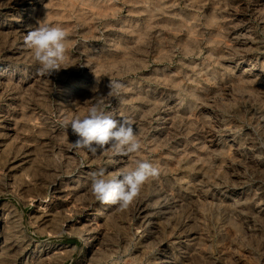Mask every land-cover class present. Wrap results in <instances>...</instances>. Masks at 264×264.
I'll use <instances>...</instances> for the list:
<instances>
[{
	"label": "rangeland",
	"instance_id": "rangeland-1",
	"mask_svg": "<svg viewBox=\"0 0 264 264\" xmlns=\"http://www.w3.org/2000/svg\"><path fill=\"white\" fill-rule=\"evenodd\" d=\"M45 18L68 34L48 78L24 43ZM96 95L138 153L73 149ZM137 159L159 175L129 207L96 200ZM0 264H264V0H0Z\"/></svg>",
	"mask_w": 264,
	"mask_h": 264
},
{
	"label": "clouds",
	"instance_id": "clouds-1",
	"mask_svg": "<svg viewBox=\"0 0 264 264\" xmlns=\"http://www.w3.org/2000/svg\"><path fill=\"white\" fill-rule=\"evenodd\" d=\"M67 35L63 27L49 24L46 18L38 21L37 26L30 27L24 43L33 52L40 76L48 78L65 68L62 65L66 60ZM123 87L121 82L110 79L107 96L119 95ZM94 98L86 115L63 122L66 134L70 127L77 137L71 143L73 149L94 155L108 151L125 156L138 153L142 143L132 120L126 117L117 119L106 111L104 95H96ZM133 163L134 167L125 168L110 177H106L103 169L92 173L91 191L96 200L126 209L137 197L142 186L159 175L158 166L149 160L137 159Z\"/></svg>",
	"mask_w": 264,
	"mask_h": 264
},
{
	"label": "bare ground",
	"instance_id": "bare-ground-1",
	"mask_svg": "<svg viewBox=\"0 0 264 264\" xmlns=\"http://www.w3.org/2000/svg\"><path fill=\"white\" fill-rule=\"evenodd\" d=\"M70 95V94H69ZM69 97V96H68ZM64 98V97H63ZM73 100V99H72ZM61 102H62V99H61ZM64 103H66V101L64 102ZM157 211V210H156ZM159 213V212H158ZM4 220V219H3ZM2 222V221H1ZM5 224V223H4ZM4 228V227H3ZM6 229V228H5ZM4 230V229H3ZM3 234V233H2ZM5 236V235H4ZM10 236V235H9ZM5 240V239H4ZM15 243V242H14ZM7 245V244H6ZM5 245V246H6ZM34 245H36V244H34ZM42 247V246H41ZM3 248V247H2ZM4 249V248H3ZM15 249V248H14ZM23 249V248H22ZM33 249V248H32ZM50 253V252H49ZM7 254V253H6ZM52 254V253H51ZM9 255V254H8ZM163 255V254H162ZM13 256V255H12ZM16 256V255H15ZM52 256V255H51ZM165 257V256H164ZM6 258V257H5ZM13 258V257H12ZM42 258V257H41ZM40 258V259H41ZM50 258V257H49ZM14 259V258H13ZM32 259V258H31ZM165 259H166V257H165ZM11 260V259H10ZM49 260V259H48ZM167 260V259H166ZM169 260V259H168ZM167 260V261H168ZM38 261V260H37ZM8 262H10V261H8ZM34 262V261H33ZM158 262V261H157ZM11 263H12V261H11ZM164 263V262H163ZM169 263V262H168ZM173 263H175V262H173Z\"/></svg>",
	"mask_w": 264,
	"mask_h": 264
}]
</instances>
